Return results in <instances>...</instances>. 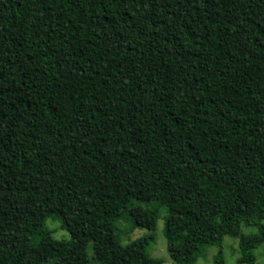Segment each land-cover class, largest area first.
Listing matches in <instances>:
<instances>
[{
    "label": "trees",
    "instance_id": "16d2710c",
    "mask_svg": "<svg viewBox=\"0 0 264 264\" xmlns=\"http://www.w3.org/2000/svg\"><path fill=\"white\" fill-rule=\"evenodd\" d=\"M161 206L174 264H264V0H0V264H164Z\"/></svg>",
    "mask_w": 264,
    "mask_h": 264
},
{
    "label": "rangeland",
    "instance_id": "374dc122",
    "mask_svg": "<svg viewBox=\"0 0 264 264\" xmlns=\"http://www.w3.org/2000/svg\"><path fill=\"white\" fill-rule=\"evenodd\" d=\"M167 215L168 208L166 206H161L156 226L153 230L155 237L148 245L147 252L149 255L163 260L164 264H174L168 256L167 240L164 234V225ZM47 225L52 230V235L55 238H68V232L62 229L58 222L49 220ZM116 225L118 235L123 243L149 233L147 229L132 226V221L127 215L120 217L116 222ZM241 229L244 233H252L256 231V227L250 225H242ZM217 250L218 248L216 246L205 247L202 253L197 257L195 264H217L214 260ZM87 251L89 254V263L98 264V262L94 259L90 245L87 247ZM222 252L224 264H235L240 255L238 239L225 235L222 240ZM253 253L257 261L264 263V243L258 245L253 250Z\"/></svg>",
    "mask_w": 264,
    "mask_h": 264
}]
</instances>
